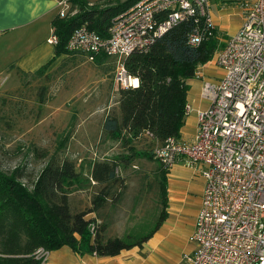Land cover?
<instances>
[{
	"label": "built area",
	"instance_id": "obj_1",
	"mask_svg": "<svg viewBox=\"0 0 264 264\" xmlns=\"http://www.w3.org/2000/svg\"><path fill=\"white\" fill-rule=\"evenodd\" d=\"M59 3L63 16L65 0ZM191 17H202L206 27L215 28L210 0H135L111 18L104 35L85 23L77 26L66 48L90 60L99 53L114 56L115 82L119 87L136 86L138 80L127 73L124 59ZM204 34L196 26L189 43L198 44ZM49 41H58L53 32ZM211 60L222 72L216 80L203 81L210 103L196 110L194 136L155 142L152 155L164 168L177 162L198 166L204 177L189 235L194 248L183 253L182 264H264V0L244 3L239 27ZM195 76H202L200 69ZM95 229L92 222V234ZM49 254L42 246L34 251L39 264H45Z\"/></svg>",
	"mask_w": 264,
	"mask_h": 264
},
{
	"label": "trees",
	"instance_id": "obj_2",
	"mask_svg": "<svg viewBox=\"0 0 264 264\" xmlns=\"http://www.w3.org/2000/svg\"><path fill=\"white\" fill-rule=\"evenodd\" d=\"M134 1L117 0L107 7L63 16L58 13L52 19L53 33L58 38L55 54L69 51L66 42L81 24L104 35L111 18ZM196 26L203 28L205 34L193 45L189 43V36ZM220 46L215 28L206 27L202 17L197 21L191 17L175 23L147 49L134 50L124 59L127 73L138 78V84L119 87L118 113H108L102 127L126 152L92 162L90 178L97 189L89 207L70 209L68 195L84 180L72 159L51 158L29 184L21 180L26 175L23 166L17 165L10 171L0 166V264H39L34 255L39 246L49 250L68 246L78 253L113 255L145 240L164 218V208L148 233L128 239L105 238L102 225L92 234L90 224L94 218L88 214L108 198L118 199L115 186L124 183L116 172L118 166L131 164L143 152L153 157L155 142L179 137L188 104V80L195 77L200 65L213 58ZM92 61L100 64L96 56ZM1 101L5 102V97ZM7 124L8 127L11 122ZM135 144L144 147L141 152Z\"/></svg>",
	"mask_w": 264,
	"mask_h": 264
},
{
	"label": "crops",
	"instance_id": "obj_3",
	"mask_svg": "<svg viewBox=\"0 0 264 264\" xmlns=\"http://www.w3.org/2000/svg\"><path fill=\"white\" fill-rule=\"evenodd\" d=\"M59 1L61 0H0V73L5 71L14 81L11 84L12 88L24 84L22 80L24 75L34 74L43 67L44 73L60 71L63 73L62 76H67L74 73L72 70L78 66V56L80 54L87 59L86 54L77 51L55 54V43L49 41V37L53 32L52 19L58 15L61 8ZM65 4V13L68 14H75L77 11L83 12L88 8L98 9L111 5L109 0H65ZM218 7L220 9L225 8L221 4ZM102 54L99 53L96 58L99 59L100 66H103V64L107 66L81 67L86 81L79 82V84L77 81L75 86L78 87L77 90L84 85L87 88L85 94L81 95L80 100L85 106L87 114L76 122L74 129L70 130L71 144L76 143L78 147L88 144L91 148L90 151L93 152V157L83 167L78 169L75 164L77 169L81 171L85 184H89V181L95 184V181L90 178L93 161L126 152L119 141L109 138L106 134L103 135L106 137L104 142L99 140L100 142L97 141L99 143H95L97 133H104L102 125L106 115L111 113L109 111L118 113L119 110V86L114 80L116 58L107 54V57L111 60L105 62L103 60L106 57L103 59V56L106 55ZM70 59H72L71 62H69ZM66 63L74 67H64ZM199 69L202 76H195L188 80L189 88L186 101L190 105V110L186 113L184 123L180 128L179 137L183 139H191L194 136L196 110L205 108L210 103L207 97L196 96L193 79H200L199 82L201 83L199 84L202 86L204 80H216L222 72L217 65H213L212 60L200 65ZM79 70H77V73ZM72 83L70 82V84ZM96 84L100 86H96ZM112 94L115 98L113 105L110 103ZM90 116H94L96 119H90L91 122L87 123ZM77 136L81 139H78ZM107 142L111 144L107 145ZM135 147L137 150L139 149L138 152H141V149L144 148L140 147V144H135ZM98 151L104 153V155L102 154L99 157V154L97 155ZM138 159L143 160L140 156H137L131 164L120 165L116 168L117 174H121L120 176L124 180L123 184L127 185L128 183V179L125 178L127 173L126 175L123 174L124 171L132 164H136L139 161ZM203 186L204 177L200 167L177 162L168 168L166 172L164 205L160 208H164L165 216L145 240L129 248L122 249L113 255L78 253L68 246H61L50 250L45 264H182L183 253L190 252L194 248V243L189 240V235L193 230L195 217L201 205ZM71 195L72 191L68 195L69 206ZM106 201L98 209L89 213L88 216L103 220L105 223L103 233L107 232L104 237H122L126 234L128 228L125 225L128 214L125 215V211H121L119 218L118 203L113 201L106 203ZM105 204L109 206L108 212L103 211ZM90 205L91 196L89 195L85 206L89 207ZM76 210L80 209L74 211ZM129 221H127V225ZM150 230H146L147 232H143V234L145 235ZM143 234L138 232L135 235L138 238Z\"/></svg>",
	"mask_w": 264,
	"mask_h": 264
},
{
	"label": "rangeland",
	"instance_id": "obj_4",
	"mask_svg": "<svg viewBox=\"0 0 264 264\" xmlns=\"http://www.w3.org/2000/svg\"><path fill=\"white\" fill-rule=\"evenodd\" d=\"M246 1L248 0H210L211 18L221 46L226 38L239 27ZM110 3L114 4L113 1ZM219 4L224 5L225 8L220 9ZM102 55H106L103 56V59L106 57L103 61L111 60L107 54L103 53ZM78 59L76 67L68 65L72 59L64 64V67H74L72 70L74 73L69 72L72 74L62 76L63 73L60 71L44 73L42 70L24 75L22 79L24 84L15 88L11 87L14 81L9 75L5 71L0 73V98L5 97V102H0V166L6 171H10L17 165L23 166L26 175L21 180L26 184L34 180L43 166L53 157L72 159L78 169L93 157V152L90 151L91 148L88 144L78 147L76 143H70V130L74 129L76 122L87 114L85 106L80 101L81 95L85 94L87 88L84 85L77 90L78 87L75 86L77 81L78 84L86 81L81 67H106L107 65L100 66L81 54ZM212 63L216 65L214 61ZM78 69L80 70L77 73ZM4 76H6V80ZM1 80H3L2 83ZM199 81L198 78L193 79L196 96L206 97ZM70 82L73 83L70 84ZM96 86L100 85L96 84ZM114 101L115 98L112 94L111 105ZM90 119L95 120L96 118L90 116L87 123L91 122ZM9 121L11 127H7ZM58 124L60 126H57ZM104 134L98 132L95 136V143L104 142L106 139ZM77 138L81 139L79 136ZM106 144L110 145L111 143L107 142ZM98 154L99 157L104 155L100 151ZM140 157L143 160L138 159L136 164H132L123 173L125 175L127 173L125 177L128 179L127 185L115 186L119 197L113 202L118 203L119 218L121 211H125V215L128 214L125 223L128 228L126 234L121 237L124 239L136 238L135 234L138 232L143 234L153 228L160 217V208L164 202L168 168H164L157 160L144 152ZM96 189L97 186L93 182L89 181V184H85V180L82 181L78 187L72 190L69 201L70 209L74 211L87 208L85 205L89 195L92 198ZM111 201L110 197L106 203H111ZM82 205L83 207H81ZM108 209V204H105L103 211L108 212ZM129 219L131 220L129 221ZM127 221H129L128 225ZM92 222L96 229L100 225L105 228L103 220H97L95 217ZM118 227L120 228L121 225ZM105 234L107 235V232H104L103 236Z\"/></svg>",
	"mask_w": 264,
	"mask_h": 264
}]
</instances>
